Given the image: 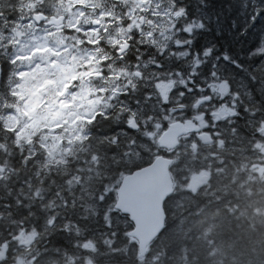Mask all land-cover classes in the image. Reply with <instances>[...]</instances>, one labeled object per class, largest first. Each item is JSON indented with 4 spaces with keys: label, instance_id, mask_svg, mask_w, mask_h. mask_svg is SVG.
<instances>
[{
    "label": "clouds",
    "instance_id": "obj_1",
    "mask_svg": "<svg viewBox=\"0 0 264 264\" xmlns=\"http://www.w3.org/2000/svg\"><path fill=\"white\" fill-rule=\"evenodd\" d=\"M208 6L0 0V264H264V0Z\"/></svg>",
    "mask_w": 264,
    "mask_h": 264
},
{
    "label": "trees",
    "instance_id": "obj_2",
    "mask_svg": "<svg viewBox=\"0 0 264 264\" xmlns=\"http://www.w3.org/2000/svg\"><path fill=\"white\" fill-rule=\"evenodd\" d=\"M206 3H208V8L204 11L209 15H219L221 16L225 21L232 17H238V14L242 10L243 0H206ZM246 11V10H245ZM260 25V22L258 21L257 26ZM254 26V27H257ZM256 35V32H254L252 29L249 30V34L246 37H241L240 40H230L226 35L217 38V39H224L226 43H229L230 50H235V45L239 44L241 41L244 43H247L250 39H254ZM123 219L126 220V217Z\"/></svg>",
    "mask_w": 264,
    "mask_h": 264
},
{
    "label": "water",
    "instance_id": "obj_3",
    "mask_svg": "<svg viewBox=\"0 0 264 264\" xmlns=\"http://www.w3.org/2000/svg\"><path fill=\"white\" fill-rule=\"evenodd\" d=\"M154 179L153 175L149 172L138 178H135L133 185L146 184ZM125 200L129 211L132 213L134 219H139L143 224L145 231L151 227V211L147 203H142L138 200L134 191H128L125 193Z\"/></svg>",
    "mask_w": 264,
    "mask_h": 264
}]
</instances>
